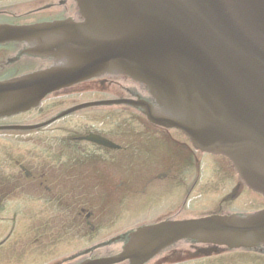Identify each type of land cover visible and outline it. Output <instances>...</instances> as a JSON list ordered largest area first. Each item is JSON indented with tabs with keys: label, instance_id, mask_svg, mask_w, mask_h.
Here are the masks:
<instances>
[{
	"label": "water",
	"instance_id": "95a60500",
	"mask_svg": "<svg viewBox=\"0 0 264 264\" xmlns=\"http://www.w3.org/2000/svg\"><path fill=\"white\" fill-rule=\"evenodd\" d=\"M74 1L81 24L28 29L51 68L0 84V116L34 108L79 82L125 76L155 101L129 104L200 151L227 158L248 189L264 197V0ZM183 239L257 246L264 243V211L141 228L114 261L144 264Z\"/></svg>",
	"mask_w": 264,
	"mask_h": 264
},
{
	"label": "flooded vegetation",
	"instance_id": "af4514ba",
	"mask_svg": "<svg viewBox=\"0 0 264 264\" xmlns=\"http://www.w3.org/2000/svg\"><path fill=\"white\" fill-rule=\"evenodd\" d=\"M76 18L71 0H0V26ZM33 47L30 42L0 43V82L49 66L29 56ZM102 88L89 90L99 94ZM109 93L144 96L141 90L119 87ZM45 109L2 120L0 126L37 125L49 119ZM129 114L118 108L96 109L81 114L86 122L82 127L58 131L50 139H43L46 128L28 136L18 133L33 139L29 148L0 145V216L5 220L0 264H42L73 245L79 250L49 264L98 261L119 254L124 246L111 237L124 239L146 224L183 219L201 209L225 215L233 206H247L248 191L231 176L230 167L193 150L178 132L152 126L140 113ZM97 137L110 145L96 143ZM201 170L210 173L204 182ZM216 194L217 200L209 199ZM27 203H34V211L25 210ZM62 231L76 240H57L56 232ZM146 264H264V245L231 251L181 242Z\"/></svg>",
	"mask_w": 264,
	"mask_h": 264
},
{
	"label": "rangeland",
	"instance_id": "374dc122",
	"mask_svg": "<svg viewBox=\"0 0 264 264\" xmlns=\"http://www.w3.org/2000/svg\"><path fill=\"white\" fill-rule=\"evenodd\" d=\"M89 85L83 86V87L76 86L71 91H68V93H65V92L64 93H60L59 95H63L62 97H58V98H54L53 97L52 98V96H51L47 101H45V103H44L43 106H46L47 104H50V103H54V105L53 106H47L46 107V112H48V113L49 112H52V111H54L57 108H58V111H59V109H61L63 107H66L67 105L72 104V103L73 104H84L88 100L90 101V100H93L95 98H99V99H103V100H111L110 98H111V96H113L111 93H109V91L111 89H116L118 87L121 89V86H123V85L128 86L130 84H114L113 86L103 85V88H102L103 89V92L102 93H99V94L90 93L91 90L85 89L86 87H89ZM99 87H101V86L99 85L98 88ZM129 87L134 88L136 86L135 85H131ZM85 92H87V93H85ZM107 95H109V96H107ZM99 99H95L93 101L94 102L95 101H100ZM118 109L121 110L122 107H119ZM93 110H95V109H93ZM116 111H118V110H116ZM99 112L100 113H105V111H103V110H100ZM83 113H85V112H80V113H78V115L69 116L68 118H65V119H63V120H61L59 122H56L51 127L46 128L45 129V133L46 132H48V133H46L45 135H43L44 136L43 139L45 137H47L45 139H50L49 136H51V135H58L59 134L58 131H65L67 129H75V128L82 127V125L86 123L83 120L82 116H81V114H83ZM129 113L131 115H133L132 114L133 112H129ZM105 124H106V122H105ZM2 137H4L6 140L3 139ZM28 140H32L33 141V139L31 137H21V138H18L17 139V141H19V142H16V141H14V138H11V141H10V139H8L6 136H0V145H3V146H10V145H12V147H13V145L14 146L16 145V147H18L19 149H22V143L23 142H21V141H28ZM209 176H210V173L208 171H206L204 173H201V175H200V182H204L205 181L204 179H208ZM253 200L256 203L258 202L256 199H253ZM189 205H190V203H188V206ZM252 206H254V204H251L250 203L249 204V207H252ZM33 211H34V207H33ZM141 220L142 219H140L138 221H135V223H141L140 222ZM56 234H57L56 235L57 236V240H59V241H65L66 240V239H64L65 238V235H64V232L63 231L61 233H57L56 232ZM73 246L69 247V249H67L66 251H61L60 254L54 255V257H52V258H49V259L45 258V260L43 261L42 264H49V262L51 263V262L55 261L56 259L60 258L59 256H63V254H65V253L67 255L70 252H75L76 250H79L78 248H74Z\"/></svg>",
	"mask_w": 264,
	"mask_h": 264
}]
</instances>
